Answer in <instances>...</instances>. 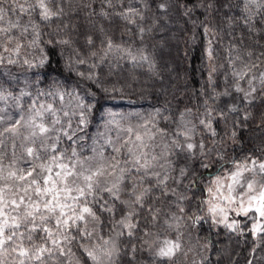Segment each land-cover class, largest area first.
Wrapping results in <instances>:
<instances>
[{
    "label": "snow or ice",
    "instance_id": "snow-or-ice-1",
    "mask_svg": "<svg viewBox=\"0 0 264 264\" xmlns=\"http://www.w3.org/2000/svg\"><path fill=\"white\" fill-rule=\"evenodd\" d=\"M260 109L264 0H0V264H261Z\"/></svg>",
    "mask_w": 264,
    "mask_h": 264
},
{
    "label": "trees",
    "instance_id": "trees-1",
    "mask_svg": "<svg viewBox=\"0 0 264 264\" xmlns=\"http://www.w3.org/2000/svg\"><path fill=\"white\" fill-rule=\"evenodd\" d=\"M173 47L171 48V55H169V49L165 48L164 50V60L167 63L172 64L173 67L179 66V74L183 79L180 81L181 84H183L185 81H187L189 85V92L192 88H198V81L201 79V74L197 71H195L196 68L200 67V60H199V50H194L193 53L187 58L184 59V43L183 40L179 41V53L176 51V41H172ZM59 59L58 56H53V62L51 65V75L52 77L59 78L63 80V76L57 77V73L63 72V62L57 63L56 61ZM184 69H187V72L184 71ZM64 75H67L66 72H63ZM165 75L167 76V72H165ZM173 76L176 75L175 72L172 73ZM141 79H144V77H141ZM162 102V100H161ZM185 103H187V99L184 100ZM154 103V100L152 98L149 99H135V107L137 110L140 111H149L151 104ZM194 103V101H193ZM259 103V102H257ZM123 110H128L127 103L125 102L123 106ZM259 111H264V109L257 110V120L259 119ZM253 129H255V123L253 124ZM252 135H255V131H253ZM207 229V225H205V230ZM212 239L214 241H218L216 247L217 250L220 248H225L224 254H219V252H213L211 253V259L213 261V264H216L217 259L219 258V264H233V261H238V264H247V260L249 259V245L245 244L243 241L237 243L235 241H232L229 243L227 240H225L224 236L221 235L219 237L213 236ZM257 258L260 256H264V252L258 251L257 252ZM261 264H264V262H261Z\"/></svg>",
    "mask_w": 264,
    "mask_h": 264
}]
</instances>
